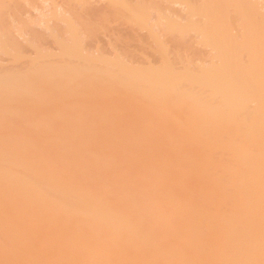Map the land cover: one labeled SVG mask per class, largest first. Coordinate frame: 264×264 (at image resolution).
Wrapping results in <instances>:
<instances>
[{
  "label": "bare ground",
  "instance_id": "obj_1",
  "mask_svg": "<svg viewBox=\"0 0 264 264\" xmlns=\"http://www.w3.org/2000/svg\"><path fill=\"white\" fill-rule=\"evenodd\" d=\"M112 1L145 19L140 4ZM259 2H182L189 21L173 19L167 30L194 33L210 60L182 61L179 51L171 60L150 29L159 63L144 67L84 54L77 21L54 11L68 33L57 41L60 59L44 62L38 52L23 72L0 74V116L8 115L0 118V255L9 261L1 264H264ZM118 87L135 100L125 98L129 113L113 98ZM86 88L100 98L83 103ZM111 90L113 104L102 105Z\"/></svg>",
  "mask_w": 264,
  "mask_h": 264
},
{
  "label": "rangeland",
  "instance_id": "obj_2",
  "mask_svg": "<svg viewBox=\"0 0 264 264\" xmlns=\"http://www.w3.org/2000/svg\"><path fill=\"white\" fill-rule=\"evenodd\" d=\"M111 1L112 0H5V1L1 2V3H3V5L0 4V39H1V41L4 40L7 43V44L5 43L7 45V48H4L6 46L0 42V70L2 71V70L6 69L7 71L11 70V72H14L13 70H16L17 72H19L21 70V72H23L22 68L24 70H25V67H26V69H28V65L31 63V60L30 61H28V60L32 57H35L38 52L41 53V58L44 59V60L42 59L44 62L46 59H47V61H50L52 58L55 61V59L60 57V54H61L60 53L61 50L59 49L60 44L58 45L57 41L62 39V38H63V40H65L66 38L64 39V35L66 34L65 36L68 37L67 36L68 33L65 31L66 21H64V23H63V22H61L62 20L59 21L57 19V17L55 18L53 16V13H55V12H57V16H58V14L60 15V12H61V13L67 14L69 18H72L75 21H77L76 27L78 25L77 29L80 28V33H81L80 39H81V45H82L81 50H83L82 52L84 54L85 53H87L89 55L91 54L93 56H96L97 58L100 57V59H101V57H102V59H103V57L113 59V57L115 58V56L118 55L119 58L123 59L126 63L128 62L127 64H130L132 62L131 64H133V65L138 64V65H141V67H144L148 63L155 64L156 61L158 60V58H157L155 41H153L154 39L152 40V38H151V35H152L151 31L154 30V33L156 32L158 34L157 36L162 37V39L164 41L163 43H165L167 45V48H169L166 51H167L168 55H169V52L171 53L173 59L170 55L168 56L169 58L171 57L170 58L171 60H174V57H175L174 53H176L175 51H177V52L179 51L180 56H181L180 59L182 61H183L182 55H183V57L190 59L194 64L195 63L196 64H200V63L206 64L210 60V58H211L210 50L208 49V47H206V46H204L198 42V39L194 36V33L184 32V31L181 32L178 30L174 33V31L172 32V31L167 30V26H166L167 23L173 22V19H175L177 21V23L179 22L181 24L182 23L186 24L187 23L186 21L187 20L189 21L190 15H188V13H187L188 11L186 9V4L182 3V2H185L186 0H182V1L181 0H117V3L118 2L120 3L121 1H123V3H125V5H127L129 7L133 6V8H134L135 4H138V5L140 4L138 8H141L140 10H142V9L146 10V11L144 10V12L143 13L141 12V13L144 14L143 16H145V19H147V21L145 23V21H144L145 19H144L143 20L144 23H143L139 19L138 22H141L144 25H141L137 22V19L139 16H137V18H135V15L129 16L132 13L129 14V11H128L127 12L129 14L128 15L125 11L121 10L122 7L120 9L119 8L120 6H118V7L112 6L110 4ZM188 1L194 2L196 0H188ZM257 1L258 2L261 1L259 3L264 4V0H257ZM115 4H116V2H115ZM132 10H134V9H132ZM141 13H138V14L140 15ZM63 18H65V17H63ZM191 18H194V17H191ZM74 20L72 21L73 24L75 22ZM80 23L83 25L85 24V25L82 26ZM86 25L90 29L87 30ZM63 29H64V31H63ZM150 29H151V31H150ZM179 32L184 34V35L181 36V34H179ZM160 37H158V38H160ZM11 39L12 40L14 39L13 41L16 43L15 47H16L17 52L15 51V49H12L14 47V45L12 44ZM10 42H11V44H10ZM161 43H162V41H161ZM2 46H4V47H2ZM8 49L10 50L9 52H8ZM15 52L17 55L14 54ZM49 52L51 54H48ZM45 53H47V55ZM14 55H16V57H15L16 59L14 58ZM18 56L21 58H19ZM47 57H49L50 60ZM36 58L40 62H43V61H41L40 57L39 58L36 57ZM61 58H63V56H61ZM32 59H34V58H32ZM58 59H60V58H58ZM70 59H72V57H70ZM70 59H68V60H70ZM73 59H74L73 62H75L76 58L74 57ZM100 59H99V62H101ZM71 61L72 60H70V62ZM73 62H72V64H74V65L77 64V62L80 63L79 60L75 63H73ZM95 62H98V61H95ZM158 63H159V61H157V63L155 65H158ZM95 64H96V67H97V65H102L99 63L98 64L95 63ZM177 66H179V64H177ZM2 73H3V71L0 72V74H2ZM4 73H5V71H4ZM96 85L98 86V88L99 87L101 88V85H98V84H96ZM103 85H106V84H103ZM80 86L83 87V84ZM97 86H96V89H98ZM43 87H45V86H43ZM84 87H83V89H84ZM102 87H104V86H102ZM100 88L98 90H100ZM105 88L107 89V85L104 87V89L101 88V89H103V93L105 91L104 94L108 93V91H109V89L106 90ZM115 88H117L116 85H115ZM115 88L113 89V91H118ZM79 89H76V90L78 91ZM83 89H81V90H83ZM118 89H119V87H118ZM73 90H74V88H73ZM73 90L71 91L68 88L67 90L62 92L63 95H62L61 100L64 101L63 103H67L68 102L67 98H69V97H70V100L72 101L71 98L73 97V95H72V97L70 95H71V92H73ZM120 90L121 89H119V91ZM69 91H70V93H69ZM86 91H87V88H86ZM99 92H101V90ZM99 92H97L98 93L97 96L102 94ZM130 92L131 91H124L122 93V90H121V93H119L121 95L118 94L117 95L118 97H116V93L113 92V94H115V96L113 98H117V99L119 98L120 99L123 97L124 98V102H123L124 104L122 102L121 103L124 106L128 102V101L125 102L126 99L127 100L130 99L129 101H135L132 99V96H131L132 94ZM43 93H44V91H43ZM45 93H46V91H45ZM88 93L91 94L92 97H94L92 95V93H90L89 91H87V94ZM59 94H60V92H59ZM68 94H69V96H68ZM78 94H79V92H78ZM133 94H135V93H133ZM74 95H76V94L74 93ZM94 95H96V94H94ZM111 95H112V90H111V94L108 95L110 97H108L107 95H105V96L103 95L107 99V100L105 99L106 101L102 100L103 96L101 97L102 98V99H100L101 102L104 101L102 103V105L107 104L105 102H108V104H113V103H111V102H114V101H112L113 99H111V101H109V99L112 97ZM48 96H49V94H48ZM97 96H96V98H97ZM119 96H121V97H119ZM135 96H136V94H135ZM52 97H54V96H52ZM79 97H77V98H79ZM89 97H90V95H89ZM89 97H88V99H89ZM92 97H90V100H92V102L90 100L88 101V99H86L87 102H83V103H88V102L93 103L94 99H96V98L94 97L92 99ZM44 98H46V97L44 96ZM84 98H86V96H83V99ZM98 98H100V97H98ZM56 99H55V101H56ZM80 99H82V98H80ZM80 99H79V101H80ZM117 99H116V102L119 100V99L118 100ZM84 100H82V101H84ZM122 100H120V101H122ZM43 101L46 102L45 100H43ZM51 101H53V100L51 99ZM96 101H98V100H96ZM73 102H75V99ZM76 102H78V100ZM79 103L78 104L76 103V104L79 105ZM90 103H88V104H90ZM129 103H130L129 105L131 106L133 102L132 103L129 102ZM57 104L59 105V103H57ZM68 104H69V102L66 104V106ZM99 104H101L100 101H99ZM115 104H117V103H115ZM118 104H120V102ZM118 104H117V106H120ZM77 105H75V106H77ZM80 105H81V103H80ZM129 105L127 103V105L125 106L126 108L122 107L123 110H126L127 106L129 107ZM133 105H132V108H135ZM61 106H63V104ZM63 107H65V106H63ZM81 107H78V108H81ZM27 108L29 109V107H27ZM82 108H85V107H82ZM132 108H129V109L133 110ZM129 109H128V111L126 110L124 112L129 113V111H130ZM57 110L59 111V109H57ZM60 110H61V108H60ZM42 111H43V113L45 112V114H44V116H45L46 113L48 112L47 107L46 108L44 107L42 109ZM71 111H73V110H71ZM86 111H88V110H86ZM18 112L20 113L19 110L17 111V113ZM1 114L2 113H0V115ZM25 114H28V113H24V115ZM4 115L2 117L0 116V118H3ZM15 115H13V116H15ZM24 115H22V116L24 117ZM39 115L40 114H38L37 116H39ZM47 115H49V113H47ZM85 115H84V117H85ZM67 116L69 117L68 114H67ZM71 116H72V114H71ZM127 116H128V114H127ZM15 117L20 118V116H15ZM14 119H13V122H14ZM4 129H6V128H4ZM2 130L3 129H0V132H2ZM2 136H5V135H2ZM2 136L0 135V138H2ZM11 216L12 215L10 214L8 216L9 218H7V219H11ZM11 221L9 220V222H11ZM160 246L162 247V245H159V247ZM208 251H209V249H208ZM161 252H162V250H161ZM149 253L150 252H148L146 255H148ZM224 254H226V253L224 252ZM230 254H231V252H230ZM152 255H154V254H152ZM155 256H156L155 257L156 259H159L158 255H155ZM148 258L149 259H146V257H145L146 260H151L150 256ZM155 258H154V260H155ZM0 259L4 261V259H6V258H3V256L0 255ZM221 261H223V260H221ZM7 262L9 263V261H7ZM7 262L4 261V263H7ZM145 262L147 263V261H145ZM145 262H143V263H145ZM158 262H157V264L160 263V262L159 263ZM21 263L23 264V262H21ZM24 263L26 264L27 262L24 261ZM185 263H187V262H185ZM213 263L216 264V261L215 262L210 261L208 264H213ZM140 264H142V263H140ZM160 264H162V262ZM163 264H169V261L163 262ZM173 264H175V261ZM180 264H182V261L180 262ZM188 264H191V263H188ZM192 264H194V263H192ZM217 264H219V263H217Z\"/></svg>",
  "mask_w": 264,
  "mask_h": 264
}]
</instances>
